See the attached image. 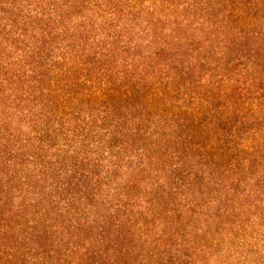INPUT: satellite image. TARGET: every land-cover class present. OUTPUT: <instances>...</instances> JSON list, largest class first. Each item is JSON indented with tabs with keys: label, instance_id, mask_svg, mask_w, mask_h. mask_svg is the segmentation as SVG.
I'll return each instance as SVG.
<instances>
[{
	"label": "trees",
	"instance_id": "trees-1",
	"mask_svg": "<svg viewBox=\"0 0 264 264\" xmlns=\"http://www.w3.org/2000/svg\"><path fill=\"white\" fill-rule=\"evenodd\" d=\"M0 264H264V0H0Z\"/></svg>",
	"mask_w": 264,
	"mask_h": 264
}]
</instances>
